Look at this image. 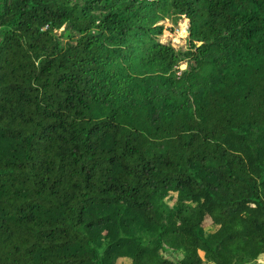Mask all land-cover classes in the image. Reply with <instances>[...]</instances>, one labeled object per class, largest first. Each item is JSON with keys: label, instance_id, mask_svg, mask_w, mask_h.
I'll return each mask as SVG.
<instances>
[{"label": "trees", "instance_id": "16d2710c", "mask_svg": "<svg viewBox=\"0 0 264 264\" xmlns=\"http://www.w3.org/2000/svg\"><path fill=\"white\" fill-rule=\"evenodd\" d=\"M260 256L264 0H0V264Z\"/></svg>", "mask_w": 264, "mask_h": 264}, {"label": "rangeland", "instance_id": "374dc122", "mask_svg": "<svg viewBox=\"0 0 264 264\" xmlns=\"http://www.w3.org/2000/svg\"><path fill=\"white\" fill-rule=\"evenodd\" d=\"M163 26V32L158 36V40L163 44H169L176 50H185L188 46V28L189 21L185 18H180L176 24L170 20H165L160 23ZM186 68L185 63H181L179 70ZM171 204V202H169ZM125 264V263H123ZM255 264H264V256H260Z\"/></svg>", "mask_w": 264, "mask_h": 264}, {"label": "water", "instance_id": "95a60500", "mask_svg": "<svg viewBox=\"0 0 264 264\" xmlns=\"http://www.w3.org/2000/svg\"><path fill=\"white\" fill-rule=\"evenodd\" d=\"M187 32L189 33V30H187Z\"/></svg>", "mask_w": 264, "mask_h": 264}]
</instances>
